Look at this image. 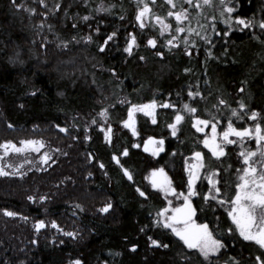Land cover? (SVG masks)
I'll use <instances>...</instances> for the list:
<instances>
[{
  "label": "trees",
  "instance_id": "obj_1",
  "mask_svg": "<svg viewBox=\"0 0 264 264\" xmlns=\"http://www.w3.org/2000/svg\"><path fill=\"white\" fill-rule=\"evenodd\" d=\"M21 2L24 0H17ZM26 3L37 9L35 15L16 9L11 0H0V145L11 141L21 146V141L35 139L42 140L44 147L40 152H12L0 161L12 173L0 176V264H72L76 259L83 264H204L195 250L187 249L170 229L156 223L158 219L163 223L159 214L168 201L148 179L163 168L177 193H186V161L201 151L205 173L221 170L220 198L234 199L239 147L227 146V155L217 159L203 147L205 136L188 116L176 136L169 125L186 102L198 107L196 115L217 123L219 131L226 129L228 119L236 127L255 123L231 115L232 109L245 111L238 108L241 99L264 115V29L259 26L264 21V0H231L236 8L233 22L225 24L218 18L216 32L207 30L211 45L195 34H183L190 45L196 42L192 56L183 44L170 52L164 46L167 34L158 35L154 19L140 28L135 19L139 11L136 0H46L48 9L38 0ZM55 3L61 5L59 11L50 12L41 28L42 13ZM101 4L110 11H96ZM152 7L154 13L164 16L170 5L156 0ZM83 16L89 20L84 21ZM241 16L249 22L248 28L235 23ZM113 31L117 35L100 51ZM132 33L139 47L129 55L124 49ZM88 35L92 41L86 39ZM153 36L158 41L155 49L147 44ZM158 50L165 53L163 58L156 55ZM197 88L206 100L192 101L188 92ZM220 98L230 107H215ZM153 100L157 102L156 123L142 112L135 113L137 135L124 121L132 105ZM166 103L176 108L163 107ZM104 108L109 112L107 122L100 115ZM93 119L97 123H91ZM108 128L111 143L105 138ZM149 138L164 142L157 156L142 148ZM45 153L47 164L42 159ZM114 157H119V164ZM9 163L13 167H7ZM125 168L131 172V180ZM209 189L204 175L196 187L200 195L192 202L197 208L196 222L208 223L227 245L217 264L233 257L239 264H257L255 256L261 250L243 240L217 201L203 198ZM140 191L147 195L141 196ZM29 196H35L36 202ZM42 196L48 199L41 200ZM107 203L112 209L101 212ZM5 210L19 215L9 217ZM41 219L47 227L37 232L35 224ZM53 221L64 232H76L77 237L53 228ZM228 228L233 231L227 232ZM149 237L169 247H155Z\"/></svg>",
  "mask_w": 264,
  "mask_h": 264
},
{
  "label": "snow or ice",
  "instance_id": "obj_2",
  "mask_svg": "<svg viewBox=\"0 0 264 264\" xmlns=\"http://www.w3.org/2000/svg\"><path fill=\"white\" fill-rule=\"evenodd\" d=\"M34 2H36V0H34ZM38 2L42 4L44 8L48 9L49 6L46 3V0H38ZM11 3L16 9L24 10L30 15H35L37 12V9L29 6L26 3V0L21 3H17V0H11ZM155 3L156 0H136L139 11L135 19L139 22V27H148L149 23L154 19L156 25H158V35L164 37L165 34H167L166 44L164 46L168 47V50L171 52L173 46L179 48L180 45L183 44L188 56H192V48H196L197 45L195 41H191L190 45V39L182 38L183 34L188 33L189 37L195 34V36L211 45L213 41L208 36L207 30L216 32L215 22L218 18H223L225 24H231L233 22L231 14L236 11L231 0H165V3L170 5V8L166 12V15L161 16L153 12L152 6ZM185 5H188L189 7H186ZM60 7L61 5L59 3H55L49 11L42 13L44 20L40 22L41 28L45 26V21L50 12L55 14L56 11H59ZM96 11L108 12L110 9L101 4ZM217 12L219 14L218 16ZM121 18L123 19V17ZM82 19L88 21L89 17L83 16ZM193 21H195V27H193ZM202 21H209V23L205 24ZM235 23L242 25L244 28L250 26L249 22L242 16L236 17ZM259 26L264 29V21H261ZM47 27L51 29L52 25L48 24ZM73 27H76L75 23L73 24ZM99 31L100 28L97 26L96 32L98 33ZM227 34L231 35L230 32ZM116 35L117 33L115 31L108 35L105 44L101 45L100 51H104L107 41L113 40ZM86 39L92 41L93 37L92 35H88ZM157 43L158 41L155 36L147 40V44L154 49L157 47ZM65 46L67 45L65 44ZM136 47H139L137 36L135 33H132L130 34V40L127 42L124 51L131 55ZM156 55L163 58L165 53L158 50ZM208 55H212L211 50H209ZM140 59L143 60L144 57L141 56ZM21 63H23V61H21ZM184 71L189 72L190 69L185 68ZM239 91L243 93L245 92V88L240 87ZM32 95L35 96L36 92L33 91ZM177 95H179V93H177ZM188 95L192 98V101H196L197 99H207L204 93L200 92L198 88L196 90H189ZM123 102L124 101H122V103ZM221 105L230 107L228 101L224 98H220L215 107L219 108ZM162 106L166 108H176L175 104L166 103ZM21 107H23V105H21ZM156 107L157 102L155 100L151 101L149 104L132 105L129 112V118L124 121L125 126L132 128V131L138 135L136 128L134 127V114L137 111L144 112L146 115L152 116V122L156 123ZM238 108L245 111L241 113L237 109H232L231 115L233 117L237 120H245V118L248 117L255 123L247 127H236L233 120L228 119L226 122V129L222 132H218L215 123H212L209 119H204L196 115L199 109L197 106H194V103L186 102L181 109L175 112L174 122L170 124L169 127L172 129V135L176 136L179 131L178 126L185 120L186 116L194 121L192 126L201 133L205 132L206 128L211 124V134L205 136L202 143L210 150L211 155L217 159L227 155V145L239 146L240 151L238 153V159L240 167L237 169L238 176L235 184L237 191L235 192L234 199L220 198L222 189L220 187L221 180L219 179V175L221 170L219 168L212 169L210 174L207 175L206 178L211 185V189L206 192L203 198L205 200H217L221 206L230 205L228 214L231 217L232 222L235 224L239 235L243 240L253 242L258 246L261 250V254L255 256V261L257 264H264V115H262L260 111L252 110L243 99L239 101ZM100 115L104 116L105 122H107L109 118L108 109L104 108ZM213 119H215V117H213ZM91 123L95 124L97 121L93 119ZM57 127H59V125H57ZM61 130L67 132V128ZM111 133V128H108L105 138L109 143H111L112 139ZM233 137H235V139H233ZM88 139H91V137H88ZM248 140L255 141L256 147L254 149L245 147ZM153 143H157L155 138H149L148 144ZM158 143L163 145L164 142L163 140H160ZM20 145L21 146H17L16 143L11 141H6L0 145V148L3 149V156H0V161H3L4 157L9 156L12 152L21 154L29 149L35 152H40V149L44 147V142L42 140L26 139L21 141ZM136 147H139V145H136ZM149 150L148 147H145V151ZM162 150V148L152 150L153 155H158ZM123 155H128L127 150H124ZM194 156L196 163L189 165L188 192L186 195L183 192L179 193V195L183 197L184 203L180 207L172 209L173 215L171 216H168L169 209L165 208L163 212L159 214L164 217L163 223H161L159 219L156 223L164 228L171 229L187 249L195 250V253L203 258L204 264H217L221 251L225 249L227 245L223 239H218L216 235H214L208 223H197L194 219L197 208L192 202V197L200 195L195 186L197 180L200 178L201 170L205 168L204 153L196 151ZM114 158L119 164V157ZM42 159L43 162L47 164L49 156L45 153L43 154ZM28 163H31V161H28ZM7 167L11 168L13 165L9 163ZM20 167H23V165L21 164ZM100 167L103 168L105 165L101 163ZM121 167H123V165H121ZM229 167H231V165H229ZM124 171L127 174L128 179L131 180V172H129L127 168H125ZM10 174L12 173L5 171L4 164L0 163V176H7ZM16 174H19L18 169ZM152 185L163 191L165 194L171 192L173 195H177V190L173 187L171 178L163 168L153 171ZM140 195L146 196L147 194L140 191ZM28 199L35 203L37 198L35 196H29ZM40 199L47 200L48 197L42 196ZM169 204H171V202H169ZM112 207L113 205L111 203H107L100 209V211L108 213ZM5 213L9 217L19 215L17 212L8 210H5ZM24 219L26 220L28 218L24 217ZM45 227H47V225L43 219L38 220L35 224L37 232ZM52 227L64 232L55 221L52 222ZM226 231L230 233L233 229L228 228ZM64 235L76 238L78 234L76 232H64ZM149 239L151 240V237H149ZM151 242L155 247H169V244L162 243L158 239L151 240ZM61 243H63V241H61ZM136 247L137 246L133 245L132 251H135ZM185 259H190V257L186 256ZM72 264H83V262L80 259H76ZM225 264H239V261L233 257L230 261H226Z\"/></svg>",
  "mask_w": 264,
  "mask_h": 264
},
{
  "label": "rangeland",
  "instance_id": "obj_3",
  "mask_svg": "<svg viewBox=\"0 0 264 264\" xmlns=\"http://www.w3.org/2000/svg\"><path fill=\"white\" fill-rule=\"evenodd\" d=\"M233 14V13H232ZM231 14V15H232ZM139 23V22H138ZM156 109H157V107H156ZM156 109H155V115H156ZM140 111H137L136 113H139ZM143 114H145L144 112H142ZM135 115V114H134ZM146 115V114H145ZM149 118H151L152 119V116H149V115H147ZM212 123H215V122H212ZM216 124V126H217V129H218V124L217 123H215ZM211 124L208 126V128H206V130H205V132H203V133H201V134H203L204 136H208V135H210L211 134ZM129 128V127H128ZM195 128V127H194ZM131 131H132V128H129ZM171 129V128H170ZM133 132V131H132ZM171 132H172V129H171ZM218 132H222V131H219V129H218ZM233 139H235V137H233ZM149 140V139H148ZM148 140L145 142V144H144V146L142 147L143 148V150L145 151V147H148L150 150L149 151H145V152H147V153H149V154H151V155H153V151L152 150H155V149H157V148H162L163 149V147H164V144L163 145H160L158 142L160 141V140H156L155 139V141H157V143H153V144H148ZM227 146H229V145H227ZM226 146V147H227ZM236 146H238V145H236ZM203 147H205L204 145H203ZM239 147V146H238ZM245 147H247V148H251V147H253V148H255L256 147V144H255V141H253V140H248L247 141V143L245 144ZM206 148V147H205ZM207 149V148H206ZM207 151L208 152H210V150L209 149H207ZM153 156H157V155H153ZM216 158V157H215ZM196 163V160H195V156H190L188 159H187V161H186V170H187V173H189V165H191V164H195ZM205 169H206V167L204 168V169H202L201 170V173H200V178L197 180V182H196V186L195 187H197V185H198V182L200 181V179L202 178V176L204 177V175H205V179L207 180V175L208 174H210V172L211 171H209L208 172V174L207 173H205ZM153 173V172H152ZM152 173L150 174V176H149V182L151 183V185H152ZM237 176H238V173H237ZM208 181V180H207ZM173 185V184H172ZM153 186V185H152ZM211 186V185H210ZM174 187V186H173ZM153 188H155V187H153ZM157 190H160V189H158V188H156ZM237 190V189H236ZM161 191V190H160ZM163 192V191H162ZM187 192H188V190H187ZM187 192L185 193V195L187 194ZM164 193V192H163ZM164 196L167 198V201H168V203H167V207L166 208H168L169 209V211H168V216H171V215H173V212H172V209H174V208H177V207H180L183 203H184V199H183V197L182 196H180L178 193H177V195H173L171 192H169V193H167V194H165L164 193ZM195 197V196H194ZM193 198V197H192ZM215 201H217V200H215ZM169 202H171V204H169ZM218 202V201H217ZM225 210H227V212L229 211V207H230V205H223L222 206ZM163 212V211H162ZM160 217H161V220H162V222H163V220H164V217L163 216H161L160 215ZM231 218V217H230ZM194 219H195V217H194ZM196 221V220H195ZM198 223V222H197ZM171 230V229H170Z\"/></svg>",
  "mask_w": 264,
  "mask_h": 264
},
{
  "label": "bare ground",
  "instance_id": "obj_4",
  "mask_svg": "<svg viewBox=\"0 0 264 264\" xmlns=\"http://www.w3.org/2000/svg\"><path fill=\"white\" fill-rule=\"evenodd\" d=\"M164 144V143H163Z\"/></svg>",
  "mask_w": 264,
  "mask_h": 264
}]
</instances>
